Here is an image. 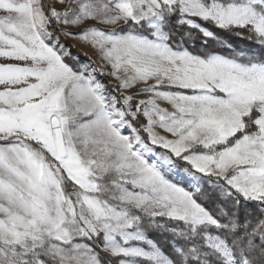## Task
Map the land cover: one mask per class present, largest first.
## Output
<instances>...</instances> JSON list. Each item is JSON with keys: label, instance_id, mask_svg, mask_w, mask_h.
Segmentation results:
<instances>
[{"label": "snow or ice", "instance_id": "6c2138e0", "mask_svg": "<svg viewBox=\"0 0 264 264\" xmlns=\"http://www.w3.org/2000/svg\"><path fill=\"white\" fill-rule=\"evenodd\" d=\"M0 264H264V0H0Z\"/></svg>", "mask_w": 264, "mask_h": 264}, {"label": "rangeland", "instance_id": "374dc122", "mask_svg": "<svg viewBox=\"0 0 264 264\" xmlns=\"http://www.w3.org/2000/svg\"><path fill=\"white\" fill-rule=\"evenodd\" d=\"M69 43H72V42L69 41ZM74 49L81 53V55L84 57L83 59H88V58H91L93 60L95 59V55H94L93 51L84 45H80L77 43L76 46L74 47Z\"/></svg>", "mask_w": 264, "mask_h": 264}, {"label": "trees", "instance_id": "16d2710c", "mask_svg": "<svg viewBox=\"0 0 264 264\" xmlns=\"http://www.w3.org/2000/svg\"><path fill=\"white\" fill-rule=\"evenodd\" d=\"M244 43L247 44L248 42L245 41ZM73 51L80 53L79 51H77V50H75V49H73ZM80 54H81V53H80ZM81 58L83 59L84 57L81 55Z\"/></svg>", "mask_w": 264, "mask_h": 264}]
</instances>
